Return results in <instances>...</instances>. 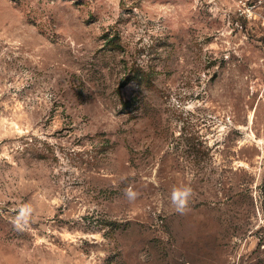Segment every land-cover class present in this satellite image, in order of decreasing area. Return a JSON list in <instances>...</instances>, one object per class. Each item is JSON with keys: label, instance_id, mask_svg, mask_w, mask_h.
<instances>
[{"label": "rangeland", "instance_id": "obj_1", "mask_svg": "<svg viewBox=\"0 0 264 264\" xmlns=\"http://www.w3.org/2000/svg\"><path fill=\"white\" fill-rule=\"evenodd\" d=\"M256 1L0 0V264H264Z\"/></svg>", "mask_w": 264, "mask_h": 264}, {"label": "clouds", "instance_id": "obj_2", "mask_svg": "<svg viewBox=\"0 0 264 264\" xmlns=\"http://www.w3.org/2000/svg\"><path fill=\"white\" fill-rule=\"evenodd\" d=\"M123 194L129 202L135 201L140 195L139 192L135 191L131 186L125 188ZM192 195V189L188 186L173 188L170 199L177 213L186 214V212L189 211V202ZM29 212L30 208L27 205L24 206L20 210L18 219H24L25 222H27Z\"/></svg>", "mask_w": 264, "mask_h": 264}, {"label": "built area", "instance_id": "obj_3", "mask_svg": "<svg viewBox=\"0 0 264 264\" xmlns=\"http://www.w3.org/2000/svg\"><path fill=\"white\" fill-rule=\"evenodd\" d=\"M262 2V0H257L255 3H253V4H248L247 5V7H246V11L247 12H250V9L251 8H253L255 5H257V4H259V3H261ZM244 12V11H243Z\"/></svg>", "mask_w": 264, "mask_h": 264}]
</instances>
